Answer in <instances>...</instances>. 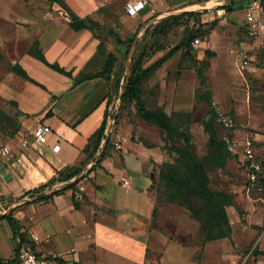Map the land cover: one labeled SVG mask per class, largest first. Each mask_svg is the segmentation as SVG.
Listing matches in <instances>:
<instances>
[{
	"label": "rangeland",
	"instance_id": "rangeland-1",
	"mask_svg": "<svg viewBox=\"0 0 264 264\" xmlns=\"http://www.w3.org/2000/svg\"><path fill=\"white\" fill-rule=\"evenodd\" d=\"M65 1L70 7L73 3L79 8L74 10L79 18L84 11L81 9L88 6L82 18L86 25L74 28L70 24L72 29L93 38L91 46L89 39H85L92 50L90 58L76 68L77 72L75 67H68L72 87L85 81L83 76L87 73L96 74L87 79L101 78L99 84L107 86L103 99L95 107L93 103L89 113L105 110L109 102L125 92L133 65L141 60L142 75L148 77L142 83L147 106L163 107L176 122L174 130H164L143 118L135 101L120 99L115 124V134L119 136L115 138L120 143L125 139L144 157L145 174L151 179L147 195L154 215V235L185 243V251L181 247L175 249L178 255L174 260L178 264L186 263V255L195 264H200L196 263L200 259L206 263H234L239 256H247L253 262L263 259L264 183L252 184L244 166L249 143L255 156L264 161V30L254 32L247 18V11L256 0H235L232 10L221 7L232 0ZM134 1L150 3L152 14L145 18L140 13L130 15L127 6ZM213 1L219 5L211 10L186 14L187 8ZM259 2L264 17V0ZM51 4L65 13L60 3ZM166 27L168 30H164ZM117 34L125 43H119ZM196 35L200 42L196 43ZM247 56L251 58L249 66L239 67L237 63L241 64ZM10 64L0 55L3 139L15 135V127L21 126L23 113L12 98L23 95L27 103L39 102L44 94L40 87H31L30 81L24 86L10 75ZM45 64L46 68L40 67L45 72H56ZM70 89L56 88L52 96L69 97ZM212 117L218 137L226 141L231 151L223 164L214 158L217 151L210 144V131L205 124ZM117 142L113 141L109 150H119ZM88 156L86 152L84 160ZM192 160L203 163L210 174V186L223 194L221 200L228 220L225 236L216 235L219 229L195 189L184 186L194 182ZM169 163L174 166H167ZM169 167L178 170L182 178L177 179V185H182L167 199L159 183L163 169L167 171ZM22 206H17L19 213H24L22 226L28 236L39 235L38 246L43 251L47 248L65 258L72 257L71 260L76 257L82 264H125V255H145L142 250L128 248L114 235L99 232L91 223L86 227L78 214L68 212L64 217L50 214L42 218L38 215L45 207L36 199ZM4 207L5 202L0 204V209ZM153 253L143 263H156Z\"/></svg>",
	"mask_w": 264,
	"mask_h": 264
},
{
	"label": "crops",
	"instance_id": "crops-1",
	"mask_svg": "<svg viewBox=\"0 0 264 264\" xmlns=\"http://www.w3.org/2000/svg\"><path fill=\"white\" fill-rule=\"evenodd\" d=\"M70 5L75 11L79 9L73 3ZM87 7L81 9L85 14ZM83 12L79 14L81 18ZM145 12L137 14L140 13L144 18L150 15ZM85 39H89L91 46L92 36L72 29L68 17L48 0H0V55L10 60L9 74L26 86L25 82L30 80L12 69L15 64H20L44 86L29 82L31 87L37 86L43 91L39 102L27 103L23 95L12 98L15 106L23 113L20 116L21 126L15 135L7 139L0 135L1 144H8L12 148L11 158L0 166V197L3 198L0 199V204H7L3 210L0 209V264H16L18 244L9 221L2 215L13 212L22 226L24 213L20 214L17 206H25L35 199L45 207L39 217L44 218L50 214L64 217L68 212L78 214L86 227L91 223L99 232L114 235L128 245V248L145 253L136 258L125 255V264H136L135 261L147 264L143 261L150 258V252L156 253L152 254V260L155 259L156 262L154 264H178L174 260L178 254L174 252L177 247L185 251V243L154 235V215L147 195L151 179L145 174L141 152L136 151L124 139L119 150L108 149L101 160L102 148L84 160V148L91 134L102 123L106 111L89 113V108H93V103L95 107L103 99L106 84H99L101 78L95 81L86 79L73 88L70 76L55 69L53 70L56 72H45L40 68L45 67L44 62L28 52L38 41L49 61L60 62L67 70L68 67H75L77 72L76 68L79 69L92 55L91 47L88 49ZM237 64L240 67V63ZM59 87L66 90L70 87L69 97H53L54 90ZM43 122L52 127L49 140L45 143L34 142L23 148L20 145L21 138L30 135L36 124ZM118 136L114 129L110 136L112 143L117 142L118 138L115 137ZM55 145H58L57 148ZM73 166L81 168L69 180L76 182L77 189L69 187L57 191L67 182L61 180L36 192L30 191L50 182L59 171ZM45 196L48 197L43 199ZM24 230L25 227L22 226L21 231ZM36 235L39 238L38 234H33V238ZM35 242L37 249L45 255H57L73 264H82L76 257H73L76 260H71L72 257L66 256L70 258L67 259L47 248L44 251L39 249L40 238L35 239ZM184 258L185 264H195L190 256L186 255ZM242 259L239 256L238 261L223 264H239ZM249 260L247 258V264H264V258L257 262ZM196 263L218 264L206 263L202 259Z\"/></svg>",
	"mask_w": 264,
	"mask_h": 264
},
{
	"label": "trees",
	"instance_id": "trees-1",
	"mask_svg": "<svg viewBox=\"0 0 264 264\" xmlns=\"http://www.w3.org/2000/svg\"><path fill=\"white\" fill-rule=\"evenodd\" d=\"M51 2H58L61 4L62 8L65 9V15L70 20L72 26L74 28H80L86 25V22L79 18V16L74 12V10L68 5V3L65 0H50ZM235 0H232V2H228L224 5H222V8H226L227 10H232L234 8ZM264 3V2H263ZM146 11V12H145ZM152 7L150 5L145 6L141 12H145V14L149 13L152 14ZM186 14L195 15L197 14L195 11H186ZM170 28V26L168 27ZM168 28H164V30H168ZM199 37L198 35L195 36ZM117 38L120 44L125 43V40L117 34ZM194 38V39H195ZM189 43V41L187 42ZM184 44V43H183ZM28 52L41 60L42 62L46 63L49 67L64 73L68 76H72V73L70 70L65 69L57 62H51L47 59L45 53L43 52L42 48L40 47V43L36 41L28 50ZM12 69L22 77L43 86L40 82H38L35 78H33L28 71L22 67L20 64H15L12 66ZM143 69H142V63L141 60L136 61V63L133 65L132 69V75L129 77V80L125 83V92L121 96L122 100H128L129 102L135 101L136 106L142 115L143 118L146 120L156 123L164 130H174L176 122L172 120V116L161 106L155 107V108H149L146 104L145 98L142 94V83L146 81L148 78L147 76L142 75ZM148 74V73H147ZM96 74L87 73L83 76V78L87 79L91 76H94ZM84 79V80H85ZM44 87V86H43ZM108 103L105 111L104 118L102 120V123L100 126L91 134L89 137L88 144L84 148L85 152H89V156H93L101 147L102 142L104 138L106 137V126L108 121V116L110 113L109 110V104ZM214 109L212 108V112ZM118 117V116H117ZM207 129L210 131V140H211V146L213 149L217 151V156H215V159H218L222 164L225 163V156L230 155L231 151L227 148V143L225 140H222L218 137L217 130L214 126V117H212L210 120L205 122ZM17 126L15 127L13 134L17 132ZM11 134V135H13ZM112 143L111 139L109 138L108 142L106 143L103 153L99 160L103 158V156L106 154L107 150L109 149L110 144ZM188 154V153H187ZM191 156V155H190ZM191 160V157H190ZM191 165H193L192 168V177L194 179V182L192 183H184L185 185L193 187L197 193L198 196L202 198V202L206 203V206L208 207V210L211 215V219L213 223L218 227L219 231L216 235L218 236H225L227 235V213L225 206L222 203V197L223 194L213 189L210 186V174L205 169L203 163L197 162L192 160ZM263 170L259 172V182L264 183V177L262 176V173L264 171V161L262 162ZM167 166H174L173 164H167ZM244 166L246 167V161L244 158ZM169 167L170 170L163 169L161 173V179L159 183V189L163 192L165 197H169L171 193H173L177 188H180L182 183L177 185V179L182 178L179 174L178 170L174 167ZM81 168L80 166H73V167H67L61 171H59V174L55 176L50 182L41 184L40 186L31 189L30 191L34 190L35 192L40 188H45L47 185H50L56 181L61 180H67V182L61 187L58 188L57 191H61L62 189H66L69 187H73L74 189H77L76 182L75 181H69L71 178L76 176L80 172ZM249 178V177H248ZM181 189V188H180ZM173 195V194H172ZM48 196H45L43 199L47 198ZM168 199V198H167ZM77 205V204H76ZM2 217L7 218L9 221L14 235L21 239V243L29 245L31 248L37 250V244L35 242V239L33 236H28V233L24 230L21 231V224L19 220L15 217L13 212L5 213L2 215ZM20 243L17 244V252L19 250ZM264 254V251H263ZM49 257H53V255H48ZM56 260H58L61 263H67V264H73V262H68V260H65L61 258L60 256H56Z\"/></svg>",
	"mask_w": 264,
	"mask_h": 264
},
{
	"label": "built area",
	"instance_id": "built-area-1",
	"mask_svg": "<svg viewBox=\"0 0 264 264\" xmlns=\"http://www.w3.org/2000/svg\"><path fill=\"white\" fill-rule=\"evenodd\" d=\"M226 3V2H225ZM150 5L147 1H134L127 6V12L131 15L137 14L145 6ZM153 10V8H152ZM248 22L251 23V27L254 32L264 30V17L261 3L259 0L252 2L250 8L247 11ZM201 38L196 37L195 41L200 42ZM251 63V58L248 56L241 61L240 67H247ZM121 97L119 96L114 103L109 106V116L106 126V136L107 134L113 133L115 129V124L118 119L119 114V104ZM52 131V127L48 123H39L37 124L30 135L24 136L20 140V145L27 147L29 144L34 142L45 143L49 140V135ZM58 145L54 147L57 148ZM117 146L121 147V143L117 142ZM12 148L8 144H0V166L9 158H11ZM245 161H246V170L248 172L249 181L252 184H256L259 181V172L263 170L262 162L255 156L253 148L250 146V143L245 148ZM38 240V236H34ZM20 243L19 250L16 255V264H67L61 263L56 260L57 255L49 257L48 255L43 254L38 249L35 250L29 245L21 243L20 237L18 238ZM247 256L243 257L242 261L239 264H247Z\"/></svg>",
	"mask_w": 264,
	"mask_h": 264
},
{
	"label": "water",
	"instance_id": "water-1",
	"mask_svg": "<svg viewBox=\"0 0 264 264\" xmlns=\"http://www.w3.org/2000/svg\"><path fill=\"white\" fill-rule=\"evenodd\" d=\"M224 4L225 3H223V5ZM214 5H219V4H218L217 1H213L211 4L201 5V6H194V7H191V8H187V10H185V11H208V10H211L214 7ZM129 77H130V75L128 76V80H129ZM122 95H123V93H121V96ZM109 138H110V134H107V136L104 138V140L102 142V147H101L102 151L104 150V147H105L106 143L108 142Z\"/></svg>",
	"mask_w": 264,
	"mask_h": 264
}]
</instances>
